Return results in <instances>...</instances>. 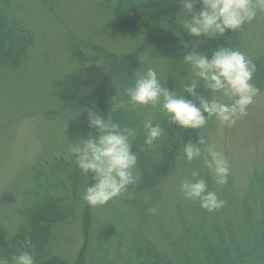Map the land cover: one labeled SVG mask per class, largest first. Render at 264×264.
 Segmentation results:
<instances>
[{"label":"rangeland","instance_id":"1","mask_svg":"<svg viewBox=\"0 0 264 264\" xmlns=\"http://www.w3.org/2000/svg\"><path fill=\"white\" fill-rule=\"evenodd\" d=\"M114 7L111 0H0L8 25L17 27L20 34L24 29L31 38L26 52L21 56L15 53L13 59L5 58L0 63V264L5 260L9 263V258L18 257L24 251L33 254L26 244L27 233L23 235L20 230L26 222L23 208L41 187H48L45 176L38 173V170L48 171L40 170L42 165L55 153L67 150L66 147L84 138L83 120L70 112L81 108L83 98L105 82L114 55L122 57L139 47L138 38L108 33L106 25L112 22ZM173 10L178 11V18H189L181 6L163 11L158 8L151 13ZM149 13L118 15L123 28H138L151 22ZM161 21L163 29L170 26V20L164 16ZM244 32L242 44L236 50L254 60L264 49V13H258L247 23ZM203 39L193 38L194 42ZM161 84L172 91L165 83ZM260 90L248 115L235 126H222L212 117L198 131L228 159V178L239 199L244 198L256 174L264 172V83ZM213 95L223 99L219 93H211L210 98ZM224 102L229 103L226 99ZM178 163L181 164L161 187L159 207L150 218L159 224L156 232H148L157 239L160 227L171 229V216L189 217L188 210L192 207L180 192V183L186 178L194 180L193 171L200 172L199 179L209 176L214 191L220 192L226 185L215 182L202 157L191 163L180 159ZM84 204L80 200L72 216L52 227L47 255L40 258L33 254L34 264H42L49 257H58L62 264H75L86 237L91 244L88 263L94 251L100 254L110 249L104 264H137L130 249L132 228L136 229L137 224L125 215L120 198L102 207H91L93 224L88 229L89 235L82 225ZM120 241V252H116ZM12 250L18 252L17 256Z\"/></svg>","mask_w":264,"mask_h":264},{"label":"trees","instance_id":"2","mask_svg":"<svg viewBox=\"0 0 264 264\" xmlns=\"http://www.w3.org/2000/svg\"><path fill=\"white\" fill-rule=\"evenodd\" d=\"M112 1L115 7L112 22L106 25L108 33H122L138 38L139 47L134 53L122 57L114 55L105 82L86 95L82 100V107L70 114L80 116L83 120L84 138L89 134H96V129L89 124V113L84 109L105 119L111 115L121 128H134L137 132L132 141V150L138 157L136 170L140 174L139 180L135 186H129L132 198H120L126 209L125 215L137 224L136 229L132 228L130 246L137 264H264V172L256 174L243 199L236 196L229 178L224 189L217 192L214 191L211 178L207 176L205 180L208 191L215 192L219 199L226 201L225 207L209 213L200 207L199 202L189 200V207H192V210H188L189 217L186 219L181 215L175 216L176 218L171 216V229L160 227L161 233L158 232L157 239L156 235L148 233L156 232L159 226L150 219L152 213L149 209L159 207L157 204L161 187L181 164L178 163L180 160H177V156L183 157L184 145L189 140L196 143L199 132L169 125L159 106L156 109L149 106L133 110L129 105L128 108L112 112V105L129 100L126 90L134 87L135 81L144 76L143 70L147 71L149 67L155 68L157 76L161 78H158L160 83L168 85L177 96L193 99L183 89V85L191 83L194 78L190 65L184 62L183 57L189 52L198 51L211 58L212 52L219 46L236 50L242 44L246 24L241 31L227 30L222 37H204L202 42H194L195 36L189 35L181 27L184 20L180 16L178 18V11L151 13L158 8L162 11L167 7L178 8L181 6L180 0ZM142 12H150L151 22L147 21L138 28H123L119 13L140 15ZM163 16L171 22L164 29L161 21ZM17 30L14 25H8L6 15L0 8V63H4L5 58L13 59L12 55L15 53L21 56L28 49L30 35L25 34L24 29L21 34ZM253 61L257 67L253 83L260 88L264 83V49ZM200 83L201 87L196 91L205 98H210L211 93L203 89L202 81ZM149 119L153 126L160 124L165 129V135L156 141L154 148H149L144 143L147 134L144 123ZM69 147L55 153L50 161L42 165L40 170L47 169V172L38 170V173L45 176L48 187H41V191L36 192V197L23 208L26 222L20 230L23 235L27 233V241H31L28 247L40 258L47 255L46 248L49 246L52 227L74 214L76 204L82 200L86 188L94 182L91 174L85 175L78 168L75 157L68 152ZM61 191L64 193L60 196L58 193ZM84 205L82 225L85 234L89 235L88 229H91L93 219L91 207L86 202ZM109 238L105 237L104 240L110 243ZM120 245L122 246L121 241L116 245V252H120ZM90 247V239L86 237L79 260L75 264H104L110 249L101 251L100 254L94 251L93 258L88 263ZM11 253L15 256L18 254L13 250ZM53 261L62 264L58 257H49L42 264H52ZM7 264H15L14 258H9Z\"/></svg>","mask_w":264,"mask_h":264},{"label":"clouds","instance_id":"3","mask_svg":"<svg viewBox=\"0 0 264 264\" xmlns=\"http://www.w3.org/2000/svg\"><path fill=\"white\" fill-rule=\"evenodd\" d=\"M180 3L189 17L181 27L197 38L211 39L224 36L227 30L241 31L258 13H264V0H180ZM196 5H199L198 10ZM183 60L190 65L194 76L191 83L183 85V89L193 99L177 96L175 91H170L160 83L155 68L149 67L146 75L137 79L134 87L126 90L129 100L112 105V112L128 108L129 105L133 110L149 106L156 109L159 106L169 125L198 131L212 117L220 125L231 128L248 115L249 107L256 103V98L261 94L260 88L253 83L257 67L252 58L239 50L219 46L212 52L211 58L192 51ZM201 81L204 90L219 93L223 99L215 95L205 98L199 94L196 89L201 87ZM225 99L229 103H225ZM84 111H88L89 124L96 129V134L80 138L79 143L70 145L68 149L82 173L91 174L94 181L86 188L82 199L95 208L117 198H132L129 186H135L140 176L136 170L138 157L132 150L136 130L121 128L111 115L105 119L91 110ZM144 128L147 133L144 143L154 148L156 141L165 135V129L160 124L153 126L150 119L144 123ZM201 157L215 182L218 185L227 184L230 174L228 159L200 133L196 143L191 140L185 143L183 157L178 155L177 160L186 159L191 163ZM191 175L196 178L200 172L193 171ZM180 192L185 199L199 202L200 207L209 213L226 205V201L219 199L215 192L208 191L207 182L202 178L184 179L180 183ZM155 211V208L149 209L151 213ZM26 244L31 245V241ZM14 261L15 264H34V255L24 251L14 257ZM3 264H7V260Z\"/></svg>","mask_w":264,"mask_h":264}]
</instances>
